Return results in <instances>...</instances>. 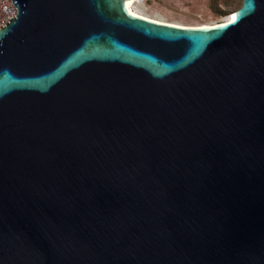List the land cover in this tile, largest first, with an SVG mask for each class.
<instances>
[{
    "label": "water",
    "instance_id": "water-1",
    "mask_svg": "<svg viewBox=\"0 0 264 264\" xmlns=\"http://www.w3.org/2000/svg\"><path fill=\"white\" fill-rule=\"evenodd\" d=\"M128 1L13 0L0 264H264V0L201 26Z\"/></svg>",
    "mask_w": 264,
    "mask_h": 264
},
{
    "label": "rangeland",
    "instance_id": "rangeland-1",
    "mask_svg": "<svg viewBox=\"0 0 264 264\" xmlns=\"http://www.w3.org/2000/svg\"><path fill=\"white\" fill-rule=\"evenodd\" d=\"M136 11L182 25L213 24L240 8L242 0H134Z\"/></svg>",
    "mask_w": 264,
    "mask_h": 264
},
{
    "label": "built area",
    "instance_id": "built-area-1",
    "mask_svg": "<svg viewBox=\"0 0 264 264\" xmlns=\"http://www.w3.org/2000/svg\"><path fill=\"white\" fill-rule=\"evenodd\" d=\"M18 14V7L13 0H0V28L14 19Z\"/></svg>",
    "mask_w": 264,
    "mask_h": 264
},
{
    "label": "bare ground",
    "instance_id": "bare-ground-1",
    "mask_svg": "<svg viewBox=\"0 0 264 264\" xmlns=\"http://www.w3.org/2000/svg\"><path fill=\"white\" fill-rule=\"evenodd\" d=\"M133 1L134 0H130V1H128L127 2V7H128V9H129V11L132 13V14H134V15H137V16H142V17H146V18H150V19H154V20H158V21H162V20H160V19H156V18H153V17H150V16H147V15H145L144 13H142V12H139V11H136L135 9H134V7H133ZM236 11V10H235ZM235 11H233L232 13H230L223 21H221V22H225V21H227V20H230V19H232V18H234L235 17ZM163 22H168V21H163ZM168 23H172V24H178V23H174V22H168ZM219 23V22H218ZM213 24H215V23H213ZM178 25H182V24H178ZM201 25H212V24H200V25H182V26H201Z\"/></svg>",
    "mask_w": 264,
    "mask_h": 264
}]
</instances>
